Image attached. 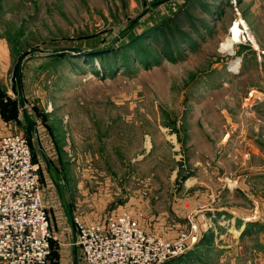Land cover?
I'll return each instance as SVG.
<instances>
[{"label":"rangeland","instance_id":"rangeland-1","mask_svg":"<svg viewBox=\"0 0 264 264\" xmlns=\"http://www.w3.org/2000/svg\"><path fill=\"white\" fill-rule=\"evenodd\" d=\"M26 117L48 264L122 211L186 236L161 264H264V0H0V140Z\"/></svg>","mask_w":264,"mask_h":264},{"label":"built area","instance_id":"built-area-1","mask_svg":"<svg viewBox=\"0 0 264 264\" xmlns=\"http://www.w3.org/2000/svg\"><path fill=\"white\" fill-rule=\"evenodd\" d=\"M27 135L0 140V264H48L52 222L40 187L34 149ZM73 244L85 264H161L182 256L186 236L174 241L148 234L130 213L103 222L75 219Z\"/></svg>","mask_w":264,"mask_h":264},{"label":"water","instance_id":"water-1","mask_svg":"<svg viewBox=\"0 0 264 264\" xmlns=\"http://www.w3.org/2000/svg\"><path fill=\"white\" fill-rule=\"evenodd\" d=\"M30 54H31V52L25 53L19 58V60L17 62V66H16V71H15V78H16L18 96L20 98L22 107L24 106V99H23V94H22V89H21L20 71H21V65H22L23 60ZM24 113H26V112L24 111ZM26 123H27V128H26L27 136H28L31 144H33V132L36 129V125L30 119H28L27 117H26ZM45 160L47 162V165L49 166L48 160L47 159H45ZM74 232L76 234L75 226H74ZM76 238L77 237L75 235L73 243L76 242ZM73 258H74V264H78V249L76 247L74 248Z\"/></svg>","mask_w":264,"mask_h":264},{"label":"bare ground","instance_id":"bare-ground-1","mask_svg":"<svg viewBox=\"0 0 264 264\" xmlns=\"http://www.w3.org/2000/svg\"><path fill=\"white\" fill-rule=\"evenodd\" d=\"M246 27V26H245ZM244 33V31L242 30V28H240V24L236 23L231 31V37L230 39L227 41V44L225 45V49L229 51L230 54H233L234 50H233V45L235 43H237L241 38H242V34ZM250 34V33H249ZM243 39V38H242ZM256 44V43H255Z\"/></svg>","mask_w":264,"mask_h":264},{"label":"crops","instance_id":"crops-1","mask_svg":"<svg viewBox=\"0 0 264 264\" xmlns=\"http://www.w3.org/2000/svg\"><path fill=\"white\" fill-rule=\"evenodd\" d=\"M76 229V228H75ZM75 235H76V237H77V232H76V234H75V232H74V228H73V242H74V237H75ZM75 248V247H74ZM78 253H79V251H78ZM73 255H74V252H73ZM74 259V258H73Z\"/></svg>","mask_w":264,"mask_h":264},{"label":"trees","instance_id":"trees-1","mask_svg":"<svg viewBox=\"0 0 264 264\" xmlns=\"http://www.w3.org/2000/svg\"><path fill=\"white\" fill-rule=\"evenodd\" d=\"M204 241H205V239H204ZM52 246H53V240L51 241V252H52Z\"/></svg>","mask_w":264,"mask_h":264}]
</instances>
